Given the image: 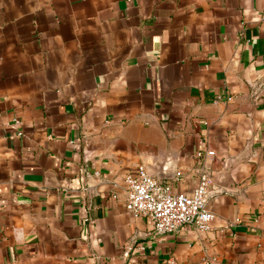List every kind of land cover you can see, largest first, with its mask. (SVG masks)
<instances>
[{"label": "crops", "instance_id": "obj_1", "mask_svg": "<svg viewBox=\"0 0 264 264\" xmlns=\"http://www.w3.org/2000/svg\"><path fill=\"white\" fill-rule=\"evenodd\" d=\"M137 166L211 229L154 236ZM0 264H264V0H0Z\"/></svg>", "mask_w": 264, "mask_h": 264}, {"label": "built area", "instance_id": "obj_2", "mask_svg": "<svg viewBox=\"0 0 264 264\" xmlns=\"http://www.w3.org/2000/svg\"><path fill=\"white\" fill-rule=\"evenodd\" d=\"M207 154L213 155L212 152ZM124 183L127 212L148 219L154 236L172 234L183 228L200 232L211 229L214 215L207 209V200L213 185L207 173L200 176L197 187L189 193H175L143 166L128 172Z\"/></svg>", "mask_w": 264, "mask_h": 264}]
</instances>
